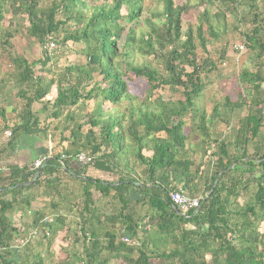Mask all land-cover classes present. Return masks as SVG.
Wrapping results in <instances>:
<instances>
[{
  "label": "trees",
  "instance_id": "16d2710c",
  "mask_svg": "<svg viewBox=\"0 0 264 264\" xmlns=\"http://www.w3.org/2000/svg\"><path fill=\"white\" fill-rule=\"evenodd\" d=\"M144 1L0 0V48L12 46L20 19L45 48L35 61L12 55L17 119L10 124L0 109V264H48L63 230L71 248L61 249L57 264H264V4L158 0L160 9L147 15ZM213 6L218 23L231 15L251 24L245 43L254 69H241L237 99L227 96L208 114L198 99L217 64L197 49L207 51L206 34L218 38ZM140 23L145 32L136 31ZM70 44L84 60L59 68ZM132 50L159 67L135 64ZM225 55L223 48L220 60ZM137 78L148 85L143 100L129 90ZM7 83L0 79V96ZM54 87L56 97L46 99ZM162 87L179 98L152 101ZM123 102L129 107L122 110ZM244 109L231 133L214 132L219 123L231 128ZM24 134L42 142L59 135L38 169L34 161L10 162ZM80 154L90 161L79 162ZM174 191L201 198L200 207L181 211L170 200ZM18 214L29 218L25 226L15 224ZM33 231L35 239L20 245Z\"/></svg>",
  "mask_w": 264,
  "mask_h": 264
},
{
  "label": "rangeland",
  "instance_id": "374dc122",
  "mask_svg": "<svg viewBox=\"0 0 264 264\" xmlns=\"http://www.w3.org/2000/svg\"><path fill=\"white\" fill-rule=\"evenodd\" d=\"M186 0H176L177 3H183ZM193 3H196L198 0H190ZM146 9L144 10V13L148 15V12H151L155 9H160L161 5H159L158 0H145L144 1ZM161 3V2H160ZM258 3L263 6L264 0H258ZM240 11L242 13H247L248 6L242 5L239 6ZM203 7L201 8V10ZM212 13V20H214V14L216 9L213 8L210 9ZM197 14V13H196ZM11 18V15H6L5 20L3 21V27L4 29H7L9 26V19ZM190 19L196 23L198 22L197 18H195V15L193 17H190ZM219 21H213L216 34L218 36L217 39H213L211 36L206 34L207 39L209 40L207 44V51L203 52L200 47H198L197 51L199 56L202 58H209L212 61H214L217 64V70L213 71L208 75V78L205 80L207 84L206 88L204 89L202 95L198 99V105L201 108H204L208 114L211 113L214 106L218 104H222L225 102V98L227 96L231 97V99L235 100L237 99L240 91L242 90L241 86L239 85V73L241 69L248 68V69H254L253 61L248 57L249 51L246 46V39L245 34L247 31L251 28V24L248 21L240 22L237 20V18L231 15H228L225 21H222L221 23H218ZM28 25L27 21L20 19V32L16 36H14L11 41L10 45H7L6 48H0V79L6 78L8 79L7 87H6V94L7 97L2 98L3 96H0V109L8 104L11 105L12 108L18 109L19 108V100L15 96V90H14V80L12 79L11 73L14 70V65L11 61L12 55H19L24 56L26 59L30 61H35L39 59H43V51H45V48L40 46L32 37H30L26 33V26ZM146 26L143 23H140L138 29H136L137 32H145ZM206 29V26H205ZM139 37H137L138 39ZM238 44H244L245 48L243 49V52L236 50L234 47ZM223 48L226 49V55L224 60H220V56L222 54ZM55 50L57 47L54 48ZM81 48L79 46H74L70 44V47L67 49V53L65 56L61 57L59 59L58 67L62 68L65 65H68L70 63H81L84 60V57L80 54ZM57 51V50H56ZM55 51V52H56ZM249 58V59H248ZM129 60H132L137 65H142L145 63H150L154 67H159L158 61L153 58V56H144L137 52V50H132V54L129 57ZM129 90L132 94V96L136 97L138 100H143L145 97L148 96V85L146 83L145 78H137L130 82ZM56 97V89L55 87L52 89L51 93L46 97V99H54ZM158 97H161L163 100H169V99H178L179 94H173L168 87H162L156 89L152 93V101ZM4 99V100H3ZM7 100V101H6ZM84 103V102H83ZM94 103L90 101L87 103L86 106L89 109L92 108V105ZM43 107L42 103L34 104L33 109L38 111L41 110ZM129 107V103L123 102L118 105L119 109H125ZM155 108V107H153ZM246 114V110H240L235 114V118L232 121L231 128H228L226 125L219 123L217 128L214 130V132H217V135H221L220 137H223L226 133H231L233 129L236 127L238 119L243 117ZM8 119L10 120V124L14 122V120L17 119L16 114L11 112L9 114H6ZM2 117L0 116V119ZM13 120V122H12ZM1 122V121H0ZM192 122L188 121L185 127L186 133L190 131V126ZM3 125V122H1L0 127ZM10 132V131H7ZM7 132L5 133L4 137L7 136ZM66 136L69 135L68 132H65ZM191 136L192 141H198L199 135L195 131H193ZM32 137L28 135H22L19 139H24L25 143H27V138ZM38 139V138H36ZM59 141V135L54 137V134H51L47 140L44 142L47 145V153L43 156L52 155L54 149L57 150L56 146L58 147ZM67 144V143H66ZM65 144V145H66ZM51 147V148H50ZM38 157L37 159L42 158ZM14 222L16 225L22 224V226H25L26 223L29 221V218L20 219L17 215L13 216ZM66 231L63 230L58 233L54 248H53V254L51 257H48V264H57L58 261L64 260L65 254L63 252V248L67 247L68 249L71 248V246H68L70 240L66 238ZM72 238V236H70ZM110 264H120L111 262Z\"/></svg>",
  "mask_w": 264,
  "mask_h": 264
},
{
  "label": "built area",
  "instance_id": "2783aa9c",
  "mask_svg": "<svg viewBox=\"0 0 264 264\" xmlns=\"http://www.w3.org/2000/svg\"><path fill=\"white\" fill-rule=\"evenodd\" d=\"M244 46H245L244 44H238V45H235L234 48L236 50H239V51L243 52V49L245 48ZM54 47H55L54 44L48 45V49L49 50L53 49ZM10 135H11V132H7V136L9 137ZM48 156H50V155L43 156L40 159H36L33 162L32 166H31V169L34 170V169L40 168L43 165V162L46 160V158ZM77 160L79 162H81V163H85V162H89L90 158H88L85 154H80L77 157ZM170 200H171V202L173 203V205L175 207H177L178 209H180L183 212H188L190 210H197L200 207V205H201V198H199V197H190L189 195H187L183 191L171 192L170 193ZM37 234H38L37 231H33V232H31L29 234L27 239L22 238V239H19L18 242H19L20 245H25L29 240H34L35 237L37 236ZM122 240L124 242L128 243V244H132V245L135 244V240L131 239L128 236H124L122 238Z\"/></svg>",
  "mask_w": 264,
  "mask_h": 264
},
{
  "label": "crops",
  "instance_id": "0c3cea01",
  "mask_svg": "<svg viewBox=\"0 0 264 264\" xmlns=\"http://www.w3.org/2000/svg\"><path fill=\"white\" fill-rule=\"evenodd\" d=\"M5 97H7V95H4L2 98L5 99ZM3 108L7 110V114L11 113L12 108L10 105L6 104ZM0 121L3 122V118H1ZM47 151L48 149L46 143L42 142L39 139H36L35 137L27 138V143H25L24 139H18L15 143V147L12 148L13 157L11 158L12 160L10 162L21 165L32 163L38 157L45 155ZM198 157V154L194 156V158L196 159ZM92 173L99 176L102 175L101 173L98 174L96 171H92ZM17 216L20 217V214H18ZM14 251L19 253L20 249L18 247H15Z\"/></svg>",
  "mask_w": 264,
  "mask_h": 264
},
{
  "label": "water",
  "instance_id": "95a60500",
  "mask_svg": "<svg viewBox=\"0 0 264 264\" xmlns=\"http://www.w3.org/2000/svg\"><path fill=\"white\" fill-rule=\"evenodd\" d=\"M40 170H41V169H40ZM40 170L38 171L37 176H39V174H40Z\"/></svg>",
  "mask_w": 264,
  "mask_h": 264
}]
</instances>
